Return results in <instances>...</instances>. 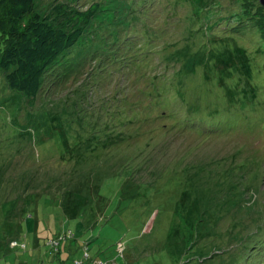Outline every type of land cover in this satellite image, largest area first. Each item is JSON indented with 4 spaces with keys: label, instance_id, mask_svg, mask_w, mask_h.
<instances>
[{
    "label": "rangeland",
    "instance_id": "374dc122",
    "mask_svg": "<svg viewBox=\"0 0 264 264\" xmlns=\"http://www.w3.org/2000/svg\"><path fill=\"white\" fill-rule=\"evenodd\" d=\"M35 1L102 8L35 99L0 68V264H264V96L239 99L263 79L221 87L202 64L244 5Z\"/></svg>",
    "mask_w": 264,
    "mask_h": 264
},
{
    "label": "trees",
    "instance_id": "16d2710c",
    "mask_svg": "<svg viewBox=\"0 0 264 264\" xmlns=\"http://www.w3.org/2000/svg\"><path fill=\"white\" fill-rule=\"evenodd\" d=\"M238 1L244 5L243 10L234 11L231 16L226 15L227 24L222 19L214 23L219 25L223 22L222 24L226 25V31L231 32L230 38L237 42L236 45L233 48L224 46L229 52L227 57L216 59L210 56L202 64L205 66V73L210 75L209 79L215 78L217 81L215 83L221 87L227 85L228 81L236 87V84L256 81V77L262 76V81H257V85L245 90L244 95L239 97L243 105L248 104L257 108L262 105V95L264 96V6L258 0ZM101 8L100 2H93L86 9L75 7L67 2H58L50 13L42 15L37 10L35 0H0V68L5 73L8 86L28 99H35L47 70L57 64L61 57L81 41ZM236 19H238L237 23L241 24L239 30L235 25L237 23L231 22ZM244 19L250 21L253 31L258 36L257 39L253 36V51H249V47L242 43V38L246 36L249 26V23H242ZM223 39H229V37ZM157 79L167 84V77L159 75L153 78L151 86L159 91ZM203 83L208 85L211 80L204 78ZM162 86L163 89L166 87V85ZM214 86L213 84L211 88ZM160 93L158 96H165L163 91ZM237 94H233L232 103L224 106L225 108L228 109L237 104V100L234 99ZM244 97L245 100H243ZM163 99L166 98L163 97ZM232 114L221 115L218 119L219 123H215L212 117L208 124L211 126L214 124L216 129L224 128L221 125V118L228 122L232 119ZM190 117L192 118L193 115ZM199 250L202 252L203 249Z\"/></svg>",
    "mask_w": 264,
    "mask_h": 264
},
{
    "label": "water",
    "instance_id": "95a60500",
    "mask_svg": "<svg viewBox=\"0 0 264 264\" xmlns=\"http://www.w3.org/2000/svg\"><path fill=\"white\" fill-rule=\"evenodd\" d=\"M260 4L264 6V0H259Z\"/></svg>",
    "mask_w": 264,
    "mask_h": 264
},
{
    "label": "built area",
    "instance_id": "2783aa9c",
    "mask_svg": "<svg viewBox=\"0 0 264 264\" xmlns=\"http://www.w3.org/2000/svg\"><path fill=\"white\" fill-rule=\"evenodd\" d=\"M100 264H102V263H100Z\"/></svg>",
    "mask_w": 264,
    "mask_h": 264
}]
</instances>
